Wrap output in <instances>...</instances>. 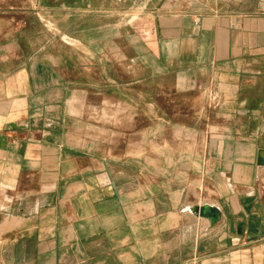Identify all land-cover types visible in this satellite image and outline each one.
<instances>
[{
	"label": "crops",
	"instance_id": "0c3cea01",
	"mask_svg": "<svg viewBox=\"0 0 264 264\" xmlns=\"http://www.w3.org/2000/svg\"><path fill=\"white\" fill-rule=\"evenodd\" d=\"M8 220L0 264H264V0H0Z\"/></svg>",
	"mask_w": 264,
	"mask_h": 264
},
{
	"label": "rangeland",
	"instance_id": "374dc122",
	"mask_svg": "<svg viewBox=\"0 0 264 264\" xmlns=\"http://www.w3.org/2000/svg\"><path fill=\"white\" fill-rule=\"evenodd\" d=\"M164 126H158V125H145V124H135L134 125V135H133V140H130L128 142V147L132 148L133 150H135V154H140L141 150L145 147L147 148V145L149 144L150 148H153L155 145H157L158 142H148L147 140H145V136H147L148 132L151 133V136L153 133H158L159 131L163 132L164 130L166 132H181V133H188V131L186 129H175L174 126H166L165 129H163ZM198 132H199V138L201 136V134L205 135L206 132V126L205 125H199L198 126ZM212 130V129H211ZM213 130H216V128H214ZM209 131V130H208ZM167 146H169V143L166 142ZM201 144V141L199 140V145ZM132 160H134L135 164H140V162L145 160V157H141V156H135L130 158ZM170 158H167V160H169ZM10 221V220H9ZM11 227V226H10ZM9 228V227H8Z\"/></svg>",
	"mask_w": 264,
	"mask_h": 264
},
{
	"label": "water",
	"instance_id": "95a60500",
	"mask_svg": "<svg viewBox=\"0 0 264 264\" xmlns=\"http://www.w3.org/2000/svg\"><path fill=\"white\" fill-rule=\"evenodd\" d=\"M190 211L201 216L208 218L211 225L217 223L221 218V210L218 206L209 203L201 205H194L189 207Z\"/></svg>",
	"mask_w": 264,
	"mask_h": 264
},
{
	"label": "bare ground",
	"instance_id": "6f19581e",
	"mask_svg": "<svg viewBox=\"0 0 264 264\" xmlns=\"http://www.w3.org/2000/svg\"><path fill=\"white\" fill-rule=\"evenodd\" d=\"M15 221H17V220H15ZM14 224H16L14 222V220H10V221L8 220V221H6L4 224H2L0 226V232L3 231V230H5V229H8V227L10 228V226H14Z\"/></svg>",
	"mask_w": 264,
	"mask_h": 264
}]
</instances>
